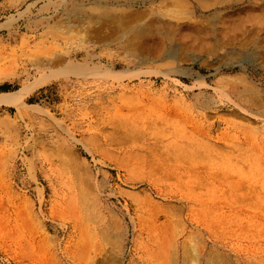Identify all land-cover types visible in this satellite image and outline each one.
Returning <instances> with one entry per match:
<instances>
[{"label":"rangeland","instance_id":"rangeland-1","mask_svg":"<svg viewBox=\"0 0 264 264\" xmlns=\"http://www.w3.org/2000/svg\"><path fill=\"white\" fill-rule=\"evenodd\" d=\"M54 1L0 0V93L35 84L0 104V264H264V0Z\"/></svg>","mask_w":264,"mask_h":264},{"label":"bare ground","instance_id":"bare-ground-1","mask_svg":"<svg viewBox=\"0 0 264 264\" xmlns=\"http://www.w3.org/2000/svg\"><path fill=\"white\" fill-rule=\"evenodd\" d=\"M55 1L54 0H49V2L48 3H54ZM171 3V2H170ZM173 3V2H172ZM175 3V2H174ZM179 3V2H178ZM78 3H76L75 4V6L77 5ZM177 4V3H176ZM175 4V5H176ZM180 4V3H179ZM174 5V4H173ZM174 5V6H175ZM182 6H185L184 5V3L183 4H181ZM181 5H179L181 8H183V9H185V7H182ZM178 6V5H177ZM109 9V8H108ZM165 9H167V8H165ZM170 9L172 10V8L170 7ZM169 9V10H170ZM174 9V8H173ZM176 9V8H175ZM158 10V9H157ZM161 10V9H160ZM160 10H158V12H161ZM168 10V9H167ZM181 10V9H180ZM186 10V9H185ZM115 11H117V10H115ZM123 11V10H122ZM154 12V11H153ZM169 12V11H168ZM171 12H173V11H171ZM178 12H179V9H178ZM181 12H183V11H181ZM123 13H124V11H123ZM123 13L122 14H116V12H115V14L114 13H112L111 11H107V10H105V9H103V10H101V11H99V13H98V15L97 16H95L94 18L95 19H111V20H115V21H117V23L119 24V26H121V27H123L124 26V20H125V18L127 19V18H129V16L131 15H129L128 16V13H127V16L125 15V16H123ZM126 14V13H125ZM167 14V13H166ZM163 15V14H162ZM171 15H172V13H171ZM176 14H174V16H175ZM178 15V14H177ZM176 15V16H177ZM90 16H92V15H90ZM168 16V15H167ZM255 16V15H254ZM253 16V17H254ZM93 18V17H92ZM245 18H246V16H245ZM239 19V18H238ZM258 19V18H257ZM53 20H55V22H58L57 24H59V23H61L62 21H61V19L60 18H57V17H55V16H53ZM157 20V19H156ZM241 20V19H240ZM252 20V19H251ZM255 20V19H254ZM254 20H253V22H254ZM109 21V20H108ZM126 21H128V20H126ZM132 22V21H131ZM152 22H153V20H152ZM158 22V21H157ZM157 22L156 23H154V24H156V25H158L157 24ZM164 22V21H163ZM236 22V21H235ZM249 22V21H248ZM262 22V21H261ZM260 22V23H261ZM127 24L129 23V22H126ZM133 23V22H132ZM159 23V22H158ZM161 23V22H160ZM159 23V24H160ZM244 23V22H243ZM126 24V25H127ZM164 24H165V22H164ZM167 24V23H166ZM142 25H146L145 23H143ZM142 25H140V24H136L135 26L134 25H130V26H127V28L125 29L126 31H128V32H131L132 34H134V36L135 35H137V36H139V35H142V34H147V35H150V34H148V33H144V29H145V27L144 26H142ZM148 25V24H147ZM161 25V24H160ZM258 25H260V24H258ZM118 26V27H119ZM149 26V25H148ZM152 26V25H151ZM159 26V25H158ZM162 26V25H161ZM161 26H160V28H161ZM169 26H170V24H169ZM117 27V28H118ZM242 27V26H241ZM260 27H261V25H260ZM125 28V27H124ZM245 28V27H244ZM118 29H120V28H118ZM117 29V30H118ZM149 29V28H148ZM171 29H173L172 27H171ZM177 29V28H176ZM199 29H200V27H199ZM239 29V28H238ZM150 30V29H149ZM160 30H162V31H164L163 30V27H162V29H160ZM192 30V29H191ZM120 31V30H119ZM153 31V30H152ZM165 31H167V30H165ZM168 31H171V30H169L168 29ZM148 32V31H147ZM126 33V32H125ZM163 33V32H162ZM171 33V32H170ZM174 33V32H173ZM172 33V34H173ZM168 34V33H167ZM130 35V34H129ZM169 35V34H168ZM171 35V34H170ZM166 36V35H165ZM131 40V39H130ZM195 40V39H194ZM132 41V40H131ZM181 50V49H180ZM173 51V50H172ZM250 57V56H249ZM249 59V58H248ZM49 61H51V60H49ZM48 60H44V59H39L38 61H36V62H32L33 63V65L32 66H34L35 67V69L37 70V71H39V72H41L42 70H44V68H45V65L47 66V64H49L50 62H49ZM74 63V62H73ZM73 63H69V65H70V67H67L66 68V70L67 71H69V72H73V73H75V74H78V75H82V74H84L85 72H87V70L88 69H90V68H84V67H82V66H80L79 65V62H76V63H78V64H73ZM52 65V64H51ZM82 65H83V63H82ZM87 66V65H86ZM88 67H89V65H88ZM31 68V67H30ZM47 69V68H46ZM44 71H46V70H44ZM49 71H50V69H49ZM36 74V73H35ZM59 75V73H56V74H54V73H52V74H49V75H42L41 77H39L38 79H40L39 80V82H41V81H45V80H43L44 78H46V79H50V78H53V77H56V76H58ZM33 85H35V84H26V85H23L22 87H20L19 89H17V90H15V91H12V92H3V93H0V104H6V105H10V106H15V107H17L19 110H20V107L21 106H23L22 105V98L24 97V96H26L27 94H28V92H29V90L33 87ZM256 89V88H255ZM254 92H256V91H254ZM31 107V106H30ZM38 109V111L40 110L39 108H37ZM41 111H44V110H42L41 109ZM106 237V236H105ZM106 239V238H105ZM213 259V258H212ZM215 260V259H214ZM223 261V260H222ZM224 262V261H223ZM225 263V262H224ZM209 264H211L210 262H209ZM217 264H218V262H217Z\"/></svg>","mask_w":264,"mask_h":264}]
</instances>
